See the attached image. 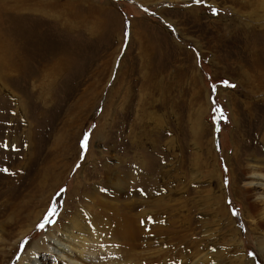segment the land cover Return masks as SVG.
<instances>
[{"label":"rangeland","instance_id":"1","mask_svg":"<svg viewBox=\"0 0 264 264\" xmlns=\"http://www.w3.org/2000/svg\"><path fill=\"white\" fill-rule=\"evenodd\" d=\"M1 46L17 70L0 71V223L4 202L36 197L0 228L6 252L29 234L0 264L71 216L122 252L99 215L135 200L123 221L151 212L156 229L166 201L201 255L264 264L244 216L250 162L264 158V0H0ZM145 232L152 247L137 252L169 247Z\"/></svg>","mask_w":264,"mask_h":264},{"label":"bare ground","instance_id":"2","mask_svg":"<svg viewBox=\"0 0 264 264\" xmlns=\"http://www.w3.org/2000/svg\"><path fill=\"white\" fill-rule=\"evenodd\" d=\"M4 55L5 52L1 46V75L3 74L7 77L13 76L12 74L16 72L17 68L10 66L7 63L8 59ZM257 70L260 73L257 75L258 78H264L262 74L264 71H261L262 68L260 69L258 67ZM20 110L23 111L22 109ZM251 163L252 165L250 166L249 174L246 180L247 182L245 184L247 198L252 200L250 202L251 211H249V213L251 212V216L249 213H246L244 216L245 218L253 219L252 221L255 223V225L252 233L256 234V238L258 240L255 246L257 251H259L260 254L264 256V158L261 159V161L253 160L252 162L251 160L250 164ZM43 173L41 174V177H43ZM37 181L38 183L36 184V189L39 187V180ZM121 183H123V181ZM121 183L112 189L114 193L117 192V194L121 195L127 191L124 189V187H122L123 184ZM0 192L2 194L6 193L4 189H0ZM171 192L174 193L176 197L180 195L177 190L170 189L167 192V197L168 193ZM52 195L53 194L50 195L48 201L44 200V206L46 205L44 207V211L33 214L32 221L29 226V232H31L33 226L37 224L36 222H40V219L43 218L44 212L47 209V203H49ZM35 197L36 196H29L27 198L28 201H19L17 197V199L15 198L10 202H4L3 216L7 220L3 224L0 223V228L9 225L12 220L19 219V217L22 215L28 214V218L31 209L33 208ZM105 204L104 206H106ZM179 204L180 203H177L176 205L178 206L176 207H179ZM137 205L141 206L143 204L136 200L126 203H117L116 206H113L110 210L111 216L107 215L108 217L104 218L102 214L99 215L101 220L111 223L110 228L112 229V232L109 231V234L113 235L115 238L114 242L117 243L118 248L122 252H115V249L113 248L100 245L99 243L101 238H99V236L94 237V234L91 233V231L88 230L87 226L84 224L83 218H80L79 216H71L73 219L72 222H69L68 220L62 221V219L59 220L54 226L50 227L44 237L33 242L29 247H27V250L16 260L15 264H42V260L45 258L41 256H44L45 253H47V255L56 257L58 262L63 264H135L136 260L143 261L141 264H156L157 262H163L164 264H174L173 258L171 259L172 256L178 258V261L181 260L183 264H223V261L218 259V256L216 255L217 252L211 255L206 253L201 255L199 249L200 247L190 239L187 241L188 235L183 233V226H186L185 224L188 221V218H182L179 214L177 215V213H175L176 210L174 211L173 208L175 205L169 206L166 201H164V203H160V207L164 208L165 214L168 216V220L164 221L165 223H159L156 229L153 227L154 225L152 226V222L147 223V220L149 221V219L151 220L154 218V214L151 212L144 211L142 214L136 215L138 218L132 217L126 221H123L122 217L128 216L131 212H133V208ZM258 205L259 209L256 211ZM253 211H255L254 216L252 215ZM160 220L162 219H155V221ZM141 222L144 225L143 229H141ZM147 228L152 230V235L158 234V237L166 239V243L169 246L168 248L166 247L167 249L164 247L159 251L156 250L157 257L150 250L147 252H137L139 249L152 247L148 243L141 244V242L146 238L147 233L145 230H147ZM0 232L3 231L0 230ZM28 235V233L20 235L15 246L10 252L4 251L5 240L0 235V249H2L1 253H3L1 256V262L5 259L7 260L9 256L12 258L14 251L17 250L20 239L22 240ZM87 235H90L92 239L85 237ZM116 239L118 241H116ZM89 241H91V243H88ZM106 243H109V239H107ZM180 247H182V249H180ZM188 252L191 253L192 257L185 259L180 258L183 253L187 254ZM236 260L237 264H254L253 261L247 257V255L236 258Z\"/></svg>","mask_w":264,"mask_h":264},{"label":"snow or ice","instance_id":"3","mask_svg":"<svg viewBox=\"0 0 264 264\" xmlns=\"http://www.w3.org/2000/svg\"><path fill=\"white\" fill-rule=\"evenodd\" d=\"M201 2V0H196V3H200ZM233 87H235V85H233Z\"/></svg>","mask_w":264,"mask_h":264}]
</instances>
